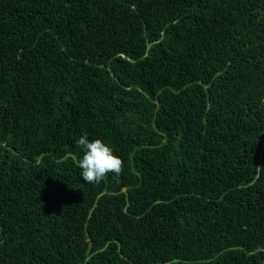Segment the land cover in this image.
<instances>
[{"label": "trees", "instance_id": "16d2710c", "mask_svg": "<svg viewBox=\"0 0 264 264\" xmlns=\"http://www.w3.org/2000/svg\"><path fill=\"white\" fill-rule=\"evenodd\" d=\"M0 264H264V0H0Z\"/></svg>", "mask_w": 264, "mask_h": 264}, {"label": "clouds", "instance_id": "9594fccd", "mask_svg": "<svg viewBox=\"0 0 264 264\" xmlns=\"http://www.w3.org/2000/svg\"><path fill=\"white\" fill-rule=\"evenodd\" d=\"M81 150L78 166L83 181L98 184L112 173L119 177L123 171L122 159L114 154L111 146L100 139L89 140L87 133L81 135L76 141Z\"/></svg>", "mask_w": 264, "mask_h": 264}]
</instances>
